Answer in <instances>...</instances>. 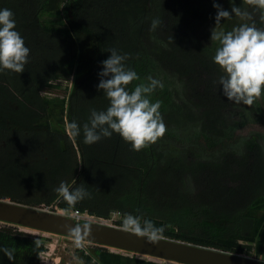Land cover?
Here are the masks:
<instances>
[{
	"label": "trees",
	"instance_id": "trees-1",
	"mask_svg": "<svg viewBox=\"0 0 264 264\" xmlns=\"http://www.w3.org/2000/svg\"><path fill=\"white\" fill-rule=\"evenodd\" d=\"M215 2L231 14L229 0ZM234 3L249 17L221 18L222 27L264 28V8ZM0 8L13 11L30 49L22 72L0 70V198L104 219L117 212L121 228L126 213L140 215L163 237L264 258V134L235 135L262 115L264 92L252 105L235 103L215 83L213 0H0ZM113 48L140 77L129 89L149 76L163 84L150 98L161 102L165 132L138 151L116 132L85 144L82 130L72 138L65 127L108 106L96 85ZM70 77L67 90L54 83ZM181 125L195 126L193 137L166 128ZM61 181L89 195L69 206L55 191ZM45 239L0 223V246L14 250L13 260L0 252V264H39ZM87 251L85 264H165L97 244Z\"/></svg>",
	"mask_w": 264,
	"mask_h": 264
},
{
	"label": "clouds",
	"instance_id": "clouds-1",
	"mask_svg": "<svg viewBox=\"0 0 264 264\" xmlns=\"http://www.w3.org/2000/svg\"><path fill=\"white\" fill-rule=\"evenodd\" d=\"M247 2L264 8V0ZM229 3L232 4L231 14L213 0L216 13L210 40L217 42L218 46L212 55V61L220 69L215 83L220 86V91L227 100L251 105L264 92V28H258L254 23H240L226 30L221 26V18L235 15L245 20L249 17V13L237 6L234 0H229ZM158 23L159 21L154 19L152 27ZM15 25L13 11L0 8V70L8 69L20 73L24 70L30 49L25 45L24 38ZM108 51L110 55L100 61L103 67L98 72L100 79L96 85L108 98V106L99 111L90 108L87 122L78 125L73 119L66 122V130L72 138L80 135L82 130L85 144L97 142L102 137H109L116 132L130 143L133 150L138 151L155 142L165 132V124L159 110L161 102L158 99L152 101L150 98L154 90L157 87L162 88L163 84L149 76L147 82L142 81L129 89L127 86L130 82L140 80V77L134 69L125 65L127 53L121 54L114 48ZM55 191L69 206L89 195L82 186L70 189L64 181L60 182ZM123 226L152 242L160 239L163 233V228L154 226L151 220L145 218L141 223V216L131 213L125 214ZM71 232L75 245L81 247L80 226L74 227ZM36 244L38 245L39 241H36ZM0 252L9 260H13L14 250L0 246Z\"/></svg>",
	"mask_w": 264,
	"mask_h": 264
},
{
	"label": "water",
	"instance_id": "water-1",
	"mask_svg": "<svg viewBox=\"0 0 264 264\" xmlns=\"http://www.w3.org/2000/svg\"><path fill=\"white\" fill-rule=\"evenodd\" d=\"M0 222L71 238H74L71 229L80 226L82 241L182 264H264V260L163 236L152 242L125 228L99 221L77 222L62 213L23 205L5 198H0Z\"/></svg>",
	"mask_w": 264,
	"mask_h": 264
},
{
	"label": "rangeland",
	"instance_id": "rangeland-1",
	"mask_svg": "<svg viewBox=\"0 0 264 264\" xmlns=\"http://www.w3.org/2000/svg\"><path fill=\"white\" fill-rule=\"evenodd\" d=\"M249 3L246 0V5L245 7H248ZM250 6H252V4H250ZM53 20L57 21L56 17L53 16ZM172 81L173 83H178V79L172 76ZM176 81V82H175ZM54 83H60L61 86V90L63 91L64 88H69L72 84V77H70L68 80H56L54 81ZM57 93H52V92H47L46 96L49 97H53L57 94V96H61L63 95V93L58 92ZM263 108H264V102L260 101L259 102ZM252 105V104H251ZM264 110V109H263ZM262 110V111H263ZM66 127V125H65ZM167 129H172L175 132H178V136H192L194 135V128L195 126H193V128H189V126H185V125H181L179 128V130H175L174 126H172L171 128L166 127ZM193 129V130H192ZM251 132H255V133H261L264 134V111L262 113V115L260 114L259 116L253 117V119H251L249 122L247 121V123L245 124L244 127H242L241 129L235 131V135L236 136H244L248 133ZM164 144L168 147H170V143H168V141H165ZM173 144V143H172ZM194 146V145H193ZM193 146H188V150L193 151ZM163 149V148H162ZM171 149V148H167ZM197 191H200L201 188L200 186H196L194 193ZM46 210L49 211H55L58 213H63L62 210L58 209L55 205H53L52 207H43ZM52 208V209H51ZM65 214V213H63ZM69 214V212H68ZM65 214V215H68ZM120 214H118L117 212H113L111 214L110 219H99L96 217H89L90 221H99V222H103L107 225H112V226H116L114 224L115 220H117L119 218ZM1 223V222H0ZM11 225V224H10ZM16 228L18 230L30 233V234H34V235H40L43 236L45 239V246L46 249L41 252L39 254V264H85L84 263V259L81 255V250H85L86 253H88V249L90 248V250L94 247V243H90L87 241H82L81 240V247H77L74 243V238L68 237V236H64V235H59V234H54V233H47V232H42V231H38L35 229H31V228H26V227H22V226H16ZM110 251H118V249H114V248H109ZM123 252V251H120ZM131 254V253H130ZM240 255H244L250 258H256V259H260V260H264L263 257L256 255L255 253H249L247 251H242L240 253H237ZM137 256H143V255H139L136 254ZM146 258H150V257H146ZM154 259V258H153ZM157 260L159 262H163L165 264H182L179 262H174V261H169V260H162V259H154Z\"/></svg>",
	"mask_w": 264,
	"mask_h": 264
},
{
	"label": "built area",
	"instance_id": "built-area-1",
	"mask_svg": "<svg viewBox=\"0 0 264 264\" xmlns=\"http://www.w3.org/2000/svg\"><path fill=\"white\" fill-rule=\"evenodd\" d=\"M64 213V211H63ZM69 215L71 218H73L75 221H90L89 217H93L92 215H89L87 213H81L80 211H78L77 209H73L69 212ZM101 220H103L104 218H99ZM107 220V219H105Z\"/></svg>",
	"mask_w": 264,
	"mask_h": 264
}]
</instances>
